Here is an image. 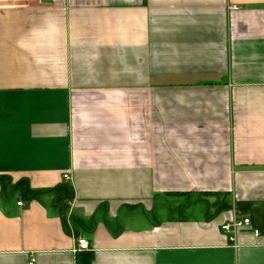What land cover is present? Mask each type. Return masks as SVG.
Wrapping results in <instances>:
<instances>
[{"label":"crops","instance_id":"crops-1","mask_svg":"<svg viewBox=\"0 0 264 264\" xmlns=\"http://www.w3.org/2000/svg\"><path fill=\"white\" fill-rule=\"evenodd\" d=\"M0 176V264H264V0H0Z\"/></svg>","mask_w":264,"mask_h":264},{"label":"built area","instance_id":"built-area-1","mask_svg":"<svg viewBox=\"0 0 264 264\" xmlns=\"http://www.w3.org/2000/svg\"><path fill=\"white\" fill-rule=\"evenodd\" d=\"M231 8L238 9L239 6L233 5ZM64 177L67 179L68 175L65 174ZM22 203L23 202L21 200L18 202L19 205H21ZM222 229L224 230V232L230 233L229 239L233 243L236 240V234L238 231L252 229L255 235H259L261 233L259 228L253 226V217L249 214H239L232 217L230 220L226 221L222 225ZM87 250H89V244L87 239L84 237H79L74 251L83 252ZM34 261L35 260L32 257L29 264H34Z\"/></svg>","mask_w":264,"mask_h":264},{"label":"trees","instance_id":"trees-1","mask_svg":"<svg viewBox=\"0 0 264 264\" xmlns=\"http://www.w3.org/2000/svg\"><path fill=\"white\" fill-rule=\"evenodd\" d=\"M0 183L4 185V188H6L8 185L11 184V182L8 181L7 176H0ZM15 188L19 189L22 192V195L24 198H32V197L36 196V192L29 188V186L27 185V182L20 181V182L16 183ZM61 190H65V191L61 193ZM49 191L61 193V194L59 193V200L64 201L63 206L66 205V202H67L66 199H68V200L71 199V194H70L71 188L67 185H66V187L57 186L55 188H52ZM85 264H91V259H88Z\"/></svg>","mask_w":264,"mask_h":264}]
</instances>
